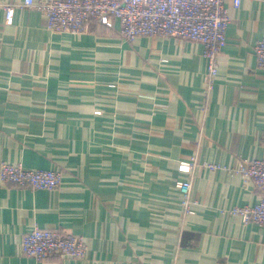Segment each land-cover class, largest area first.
<instances>
[{
    "label": "crops",
    "instance_id": "crops-1",
    "mask_svg": "<svg viewBox=\"0 0 264 264\" xmlns=\"http://www.w3.org/2000/svg\"><path fill=\"white\" fill-rule=\"evenodd\" d=\"M22 1L0 0V164L59 170L62 183H0V264H264V224L230 213L263 196L231 170L264 157V68L254 50L264 0H226L227 43L207 103L202 43L128 40L118 19L56 33ZM192 156L188 174L179 165ZM188 175L185 212L176 184ZM35 226L81 235L85 255H24L22 237Z\"/></svg>",
    "mask_w": 264,
    "mask_h": 264
},
{
    "label": "built area",
    "instance_id": "built-area-1",
    "mask_svg": "<svg viewBox=\"0 0 264 264\" xmlns=\"http://www.w3.org/2000/svg\"><path fill=\"white\" fill-rule=\"evenodd\" d=\"M226 0H23L21 6L33 7L43 14L46 27L52 32L82 33L88 22L98 20L109 27L120 21L119 32L125 39L138 36L180 37L203 44L205 58V96L208 102L218 74V57L227 43L226 30L230 20ZM239 7L241 0H231ZM6 20L14 19V4H7ZM257 64L264 68V36L255 44ZM207 108V107H206ZM197 159L182 160L179 168L190 173ZM211 170L223 165L204 161ZM250 180L263 191L254 205L234 206L230 213L241 216L244 222L264 224V157L245 158L231 170ZM0 183L32 189H57L62 183V173L55 169L26 168L22 164L3 161L0 164ZM182 194L185 212L191 211L192 177L177 181ZM24 255L37 260L53 253L82 258L87 250L84 238L67 229H50L35 226L24 234L20 244Z\"/></svg>",
    "mask_w": 264,
    "mask_h": 264
}]
</instances>
